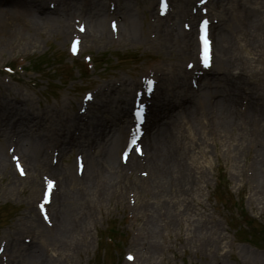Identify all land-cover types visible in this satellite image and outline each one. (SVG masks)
Here are the masks:
<instances>
[{
	"label": "rangeland",
	"instance_id": "1",
	"mask_svg": "<svg viewBox=\"0 0 264 264\" xmlns=\"http://www.w3.org/2000/svg\"><path fill=\"white\" fill-rule=\"evenodd\" d=\"M27 1L22 0L24 3ZM49 1L58 0H43L45 8H48L47 3ZM121 1L124 2L123 8L126 9L127 0H116V3ZM129 1L132 10H140L141 0ZM11 2L9 0V4ZM71 8L69 13L73 11L74 14L85 17L81 15L83 10L87 9L82 0H79V4L75 3ZM101 9L102 11L105 10V0H101ZM21 11L25 14L28 11L31 13V19L25 20V26L15 22L7 23L2 27L4 33L0 34V105L6 103L12 111H16L17 107L21 109L31 108L38 112L45 110L49 115L56 112V108L61 107L62 113L76 114L77 102L82 92L96 85L100 89L102 87L101 91L106 85L109 88L113 86L120 88L118 93H114V89H106L105 93L110 92L111 97L119 96L131 103L132 91L139 84V77L145 75L144 70L154 61L155 55L147 50V44L143 43L141 48L135 45H127L124 41L112 38V43L109 44L108 18L105 15L103 17L104 39L100 41L101 39L96 40L95 38L91 42L87 37L83 46V50L92 53L94 60L100 65L97 66L96 64V71L88 78L83 79L78 69L69 70L66 68L74 62L66 56V36L55 33L50 26L51 24H44L41 20L35 19L33 7H26ZM68 12L65 15L62 14L67 25L71 23ZM139 15L144 18L143 23L145 25L141 34L145 38L146 36L147 38L154 36V31L150 30L147 25V22L152 21V18L148 19L143 12ZM233 19L234 25L229 33V42L234 48L232 53L237 57L231 69L232 78L239 77V86L251 96L253 102H260V113L262 112L261 116L264 117V36L261 39L253 37L252 33H255V28L250 29L248 27V18V25L246 21L241 23L242 19L238 20L237 16ZM84 20L86 26H89V30L93 31L88 19L84 18ZM251 24L252 27H256L254 20ZM122 26L121 24V28ZM96 30L98 31V28ZM103 53L109 55L107 64H101L105 62L103 61ZM170 53L163 51L161 56L158 55L159 60L163 59L161 65H163L164 74L157 91L163 89L167 84L165 80V77H168L166 67L179 80V71L182 70L180 65L194 57L192 55L185 58L183 55L179 57V55L173 56ZM216 53L214 66L207 77H210L213 72L216 75L219 72L217 50ZM238 57H241V60H238ZM16 59H22V62L25 65L28 64V67H30L31 61L36 69L35 71L32 68L33 75L31 77H23L19 74L11 77L5 76L1 67L16 65ZM248 59L254 60V63H251L253 70L248 67L249 64L246 61ZM240 67H243V77L238 73ZM214 78L215 81L219 78L216 84L222 90L228 91L233 86L229 80L230 77L227 79L224 77ZM128 86L130 89L125 95L120 93L122 87ZM177 92L178 99L185 103L186 99L189 98L188 94L181 93V91ZM174 95L176 92L171 96L172 99ZM215 98L213 93L206 95L205 104L208 111L204 117L210 114L219 115V108L216 105L217 99L215 100ZM105 105H109V103ZM245 105V101L241 98L234 102L229 115L218 117L220 123L217 127L208 118L206 122L205 118H202L205 125L203 126L211 143L206 147L199 144L198 149L195 145L189 144L188 146H192V148L187 146L185 151L201 152L200 155L197 154L199 163L197 164V171H203L204 175L200 174L201 176L188 185V193L169 195L175 219L173 218L172 221L168 222L170 227L165 226L159 232L160 234L156 235V239L153 236L149 239L156 249L154 251L156 254L148 261L150 264H264V178L260 177L261 172L258 165L264 138V127L256 114L250 113ZM182 115L184 117L182 121L187 127L178 129L177 135L183 137L188 130L194 133V122L191 123L186 111L182 112ZM180 127L181 125L178 124V128ZM186 128L188 130H185ZM220 130L227 131L226 135L230 139L229 141L225 142L224 138L220 137ZM243 130L247 131L240 132L243 134L241 139L232 140L235 139L234 133L236 131ZM163 131L165 133L166 130L163 129ZM169 133L170 131H166V136ZM238 144L244 153L235 156ZM8 145L10 142H5L2 145L0 143L1 153L4 157ZM183 146L182 143L176 144L174 149L178 153H182ZM52 149L53 147H50L48 150ZM120 149L119 142L115 165L119 163L118 151ZM77 151L72 150L69 154L66 153L67 156L63 159V168L68 167L70 177L79 181L75 177L73 165V156ZM49 156H47L48 163ZM23 159L25 160L24 157ZM6 163L8 164L7 159ZM96 165L98 169H103L101 162L97 161ZM115 165L112 166V169ZM218 165H222L224 168L229 189L234 196H228L225 187L215 188ZM148 170L146 165L124 168V171L132 172L129 174L130 176H125L136 179L138 183L136 186L130 185L132 188L125 186L126 183L121 184V195L119 193L113 194L117 185L113 186L102 173H99V179L95 185L90 186V189H97L94 191L95 197L99 199L100 203L88 226L86 228L79 227L74 232V240H71L69 246H65V244L56 245L54 242L56 239L47 238L46 240L45 233H38L32 240V245L40 246L43 241L44 243L47 242V258L50 256L54 264H126L123 254L128 251L135 253L139 257V263L144 264L143 257L148 256L149 250L142 246L135 249L132 241H136V239L129 235L127 229L129 226L138 227V232L142 235L143 223H154L155 218H152L153 211L151 208L158 209L163 206L164 200L161 198V194L160 198L159 196L154 198L150 190L144 192L140 187L138 174L140 171H145L149 177ZM261 170H264V163ZM8 171L12 181H15L16 174L9 164ZM42 171L44 170L35 171V175L43 173ZM96 174L98 173H94V175ZM262 174L264 173L262 172ZM51 175L58 179L55 173H51ZM10 177L6 175L4 178H0V239L12 242L15 240L24 246L27 243L23 238L28 234L30 235V232L23 229L19 219L22 216H27L24 211V202H28L29 208L31 206L33 210V201L39 193L30 194L28 188L24 186L19 187L14 194L8 193L5 185L10 182ZM153 191L158 192L156 185ZM128 194H130L129 199H127ZM235 199L240 201L238 205L235 204ZM129 201L134 207V219L136 220L133 223L125 218L126 212H123ZM42 230L43 228L39 229V231ZM105 235L112 236V244L107 241ZM59 237L60 234L54 238L59 239ZM144 238L147 239L146 234H144ZM15 252L12 253V256L15 257L16 264H23L22 260L25 253L19 249ZM6 254L12 261L10 253L6 252Z\"/></svg>",
	"mask_w": 264,
	"mask_h": 264
},
{
	"label": "bare ground",
	"instance_id": "2",
	"mask_svg": "<svg viewBox=\"0 0 264 264\" xmlns=\"http://www.w3.org/2000/svg\"><path fill=\"white\" fill-rule=\"evenodd\" d=\"M12 2L7 5L5 3H0V34L4 33V28H2L7 23L15 22L16 24H25V20L31 19V13L26 12V14L21 11L26 7H33L35 11V19L41 20L44 24H51L50 26L54 29L55 33L60 35H67L69 28L66 24L64 18L59 16V10L51 13L44 9L42 3L43 0H28L26 3L22 0H11ZM72 1V0H71ZM70 0H61L62 7L67 9L71 3ZM2 2V0H1ZM184 0H177V11L176 15L182 13L185 8L182 6ZM216 4L219 5L218 16L221 20V26L218 28L216 36V50L218 52L217 66L218 74L224 78H229L232 83V87L228 91H219L216 95L217 103L216 105L219 108V115L214 117V119H220L219 116H226L230 114L231 106L241 97L245 98L247 101V108L250 113L256 114L259 118V122L262 123L264 127V117L260 113V102H253L251 96H249L242 87L239 86L240 79L239 77L232 78L231 69L234 66L236 57L232 51L234 48L230 45L229 33L231 28L234 25L235 13L229 11L227 0H214ZM143 4H140L141 9L144 13H150L153 10L152 3L148 1H143ZM20 4V5H19ZM33 5V6H32ZM235 7L240 8V16L248 18L249 26L255 28V33H252L253 37L261 39L264 36V26H263V14H264V0H234ZM127 8L120 10V7L117 6V12L120 13L122 20V28L118 27V34L120 35V41L126 42L127 45H135L137 47H143V43L149 44L148 41L142 33V29L145 28L143 19L140 17L142 11L132 10L130 8V1L127 0ZM100 7V6H99ZM232 9V8H231ZM239 9V10H240ZM90 14L88 15V21L90 28L93 33L92 38L104 39L105 31L103 30V17L104 11L101 8H98L95 11L88 9ZM261 16V18H259ZM245 20H247L245 18ZM256 27H252V22ZM258 22V23H256ZM25 26V25H24ZM260 26V27H259ZM149 28L155 30L157 33L156 45L161 50L169 51L170 54L175 55H185V46L192 47L194 46L195 36L192 33L185 34L181 31H171L169 27H164L162 30H159L155 25H148ZM258 27V28H257ZM98 28V31L96 30ZM110 42V41H108ZM248 44L250 42L248 41ZM151 46V45H150ZM184 50V51H183ZM185 52V53H184ZM187 54V53H186ZM189 54V53H188ZM191 54V51H190ZM217 54V53H216ZM241 60V57L237 58ZM249 69H252L251 63H254V60H246ZM243 67L239 69L240 75L243 77ZM183 74V75H182ZM182 80H178L168 71V76L170 80V87L166 89L165 96L171 97L177 89L183 88L186 92L185 76L184 73H180ZM201 85V84H200ZM210 84L205 83L200 87L199 92H191V99L186 104H177L175 112L173 114H164V106H161V97L159 94L154 99V104L152 106V116L154 120V125L161 124L164 126V130L171 131V134L168 138L163 136L161 128L158 129V126L154 129L152 134V139L150 144L146 149H144V159H146V165L148 166V171L150 173L149 190L151 195L161 198L164 200L163 206L157 208H151L153 211L152 218H155L153 222H144L141 229L146 234L147 239L143 246H146L149 250L148 256L143 258L144 264H150L148 261L156 253L154 252L155 245L152 244L149 239L159 235L160 231L163 230L165 226L170 227L169 221H172L174 218L173 207L170 205L169 195L175 194H184L189 192L188 185L193 183L197 177L204 175L203 171H197L198 156L201 154L199 151L196 153L195 150H186V147L189 144H193L198 149V145L202 144L204 147L208 146L211 143L210 139L207 136V131L202 125V117L206 114L207 105L206 95L211 92L209 89ZM130 87H122V94H126L129 91ZM104 98L100 99L97 106L94 108V111L89 113L88 122L79 123L78 115L65 114L62 113L61 107L56 108L53 114L49 115L47 111H35L31 108L21 109L17 107L16 111H12L8 104L0 105V142L5 141L8 136L14 138L15 148L17 149L18 154L25 158L23 162L27 168H30L35 171L36 168L44 167L47 169V172H53L58 177V188L60 193L55 199H53L52 210L54 211V233L57 236L60 234L59 239L54 238L56 236L51 235L47 229H45L39 220L36 218L31 206L29 208L28 202L25 203L24 211L28 215L30 221V226L28 228L32 229L34 233L37 234L45 233L44 237L47 240L56 239L54 242L56 245L69 246L71 240H74L73 234L79 229V227L86 228L90 223L92 216H94L97 211L98 204L100 203L99 199L95 197V192L97 189H90L91 185H95L96 181L99 179V173H102L105 176L106 180H109L113 186V194L119 193L121 195V184L136 185L137 182L134 180L129 181V178L121 175L122 167H119L116 164L115 156L117 145L121 140L122 133L124 132V125H121L118 122V118H126V121L129 120L130 110L128 108L127 100H124L123 103L119 96L111 97L108 100H104L107 97H110V94H104ZM174 100L172 102L178 101V92L174 95ZM110 101V102H109ZM109 103V105H105ZM168 112L171 113V106L169 103L166 104ZM180 109H186L187 114L193 118L194 122V133L188 130L186 135L179 136L177 135L178 128L177 121L180 117ZM259 111V113H258ZM106 112L108 115H106ZM233 112V111H232ZM228 126V125H227ZM76 127L79 130V137H73L72 131L70 130ZM229 127V126H228ZM161 131V132H159ZM247 131V130H245ZM244 131V132H245ZM173 132V133H172ZM102 134L105 137L104 142L98 140V136ZM173 134V135H172ZM226 130H220V137L224 138L225 142L230 139L227 137ZM72 136V137H70ZM171 137V138H170ZM235 139L238 140L243 137V134L240 131H236ZM69 138V139H68ZM233 138V136H231ZM53 141H58L60 146L59 150V161L55 166L47 164L46 156L42 154L41 147L46 145V143H51ZM88 142L96 148V156L92 157L89 154H85L86 159V168L82 182H79L70 177L69 168H63L60 163V159L63 158V153L71 148L76 147L79 150H82L81 143ZM182 143L183 152L178 153L175 151L174 147L176 144ZM192 148V146H188ZM260 158L258 159V165L260 166V177L264 178V170H261L262 164L264 163V138L262 147L260 149ZM244 153L241 150L240 145H237L236 154L238 156ZM136 162L139 158L135 159ZM132 161L130 163L135 162ZM97 161L101 162L103 169H98ZM135 162V163H136ZM28 164V165H27ZM112 169V166H114ZM120 169V170H118ZM202 169V168H201ZM94 173H98L94 175ZM108 175H105V174ZM201 174V175H200ZM10 177V172L8 171V164L6 159L1 153L0 147V178L5 176ZM112 176V177H110ZM27 182H20L16 177L15 181H12L10 177V182L5 185L8 190V193L14 194L18 191L19 187H27L30 194L36 193L38 187L41 186V183L37 176L29 174L27 177ZM94 180H91V179ZM170 179H172L170 181ZM166 180V182H164ZM12 181V182H11ZM171 183H170V182ZM160 184V185H159ZM155 185L158 189L156 193L153 191ZM160 191H162L160 193ZM122 197V196H121ZM150 207H153L149 205ZM147 208V207H146ZM175 219V218H174ZM40 228H43L42 231H39ZM158 232V233H156ZM74 242V241H73ZM46 243L30 247H22L18 243L10 245V248L15 252L16 250H22L24 254L23 264H54L53 259L50 256L47 258L46 252ZM16 251V252H17ZM15 252V253H16ZM17 258V257H16ZM22 263V262H21Z\"/></svg>",
	"mask_w": 264,
	"mask_h": 264
},
{
	"label": "snow or ice",
	"instance_id": "3",
	"mask_svg": "<svg viewBox=\"0 0 264 264\" xmlns=\"http://www.w3.org/2000/svg\"><path fill=\"white\" fill-rule=\"evenodd\" d=\"M204 43H205V66H207V59H208L207 58V45H208V41L205 39Z\"/></svg>",
	"mask_w": 264,
	"mask_h": 264
}]
</instances>
